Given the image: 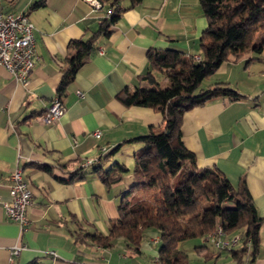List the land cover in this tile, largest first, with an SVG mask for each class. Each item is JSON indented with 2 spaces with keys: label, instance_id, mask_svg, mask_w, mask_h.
<instances>
[{
  "label": "crops",
  "instance_id": "1",
  "mask_svg": "<svg viewBox=\"0 0 264 264\" xmlns=\"http://www.w3.org/2000/svg\"><path fill=\"white\" fill-rule=\"evenodd\" d=\"M2 6L5 14L24 15L33 24L34 57L27 86L0 66V264L34 259L42 264H159L161 242L154 232L137 252L121 239L101 247L89 235L106 236L110 223L119 217L117 206L135 182L134 156L142 147L133 139L164 127L160 113L126 107L117 95L125 88H151L144 80L149 72L158 83L161 79L167 84L164 74L152 71L147 61L151 49L171 48L187 57H201L199 42L207 21L199 1L142 0L126 9L109 27L110 34L98 36L93 52L66 87L60 81L75 55L72 42L81 41L83 46L107 14L93 10L86 0H2ZM216 83H227L243 97L215 98L186 112L181 140L195 156L197 168H217L233 186L244 180L262 219L259 244L255 254L248 248L240 260L233 257V250L218 249L201 238L177 247L189 264H264V50L229 58L200 89ZM55 98L65 112L56 122L43 124L39 116ZM127 149L131 158L126 163L117 155ZM101 155L103 161L95 165L103 170L116 172L117 164L127 168L117 183L106 186L94 173L82 178L73 174L84 161ZM16 168L32 193L23 229L4 208L10 202ZM19 246L25 248L13 256Z\"/></svg>",
  "mask_w": 264,
  "mask_h": 264
},
{
  "label": "trees",
  "instance_id": "2",
  "mask_svg": "<svg viewBox=\"0 0 264 264\" xmlns=\"http://www.w3.org/2000/svg\"><path fill=\"white\" fill-rule=\"evenodd\" d=\"M98 1L102 5L100 12L107 15L83 46L81 41L72 42L75 55L62 75L61 87L73 81L79 67L93 52L98 36L110 34L109 27L121 13L142 0ZM198 1L207 21L199 42L201 60L171 48L151 49L147 52V61L152 71L164 74L167 86L162 88L149 72L144 80L151 88L136 87L132 91L125 88L117 95V100L126 107H144L160 113L164 127L133 139L132 142L142 147L134 156L135 182L117 206L119 217L110 223L106 236L89 235L101 247H111L121 239L128 249L137 252L148 233L154 232L161 242L159 264H189L187 255L177 245L195 238L207 240L218 230L217 225L225 240L235 236L226 238L225 235L240 232V248L230 249L233 257L240 260L239 256L248 248L253 255L258 248L262 224L242 178L233 186L217 168H197L195 156L182 143L181 122L186 112L212 99L224 97L234 101L243 97L227 83H216L204 90L200 87L229 58L236 60L248 52L259 54L264 50V39L256 40L257 34L264 31V0ZM98 161H103L102 155ZM96 162L89 166V171L81 165L73 174L79 173L82 178L94 173L103 184L111 186L119 181L120 172L127 171L121 164H117L116 172L103 170ZM40 168L51 172L49 167ZM129 196L130 199H125ZM26 264L42 263L34 259Z\"/></svg>",
  "mask_w": 264,
  "mask_h": 264
},
{
  "label": "built area",
  "instance_id": "3",
  "mask_svg": "<svg viewBox=\"0 0 264 264\" xmlns=\"http://www.w3.org/2000/svg\"><path fill=\"white\" fill-rule=\"evenodd\" d=\"M93 10H100L101 3L98 0H86ZM34 57V38L33 24L30 20L21 14H5L3 12L2 0H0V66L5 67L13 79L23 86H27L29 76L33 68ZM197 59V56H194ZM201 59H197L200 61ZM81 96V93L77 91ZM65 108L59 98H55L45 112L39 116L43 124H51L60 119L64 114ZM96 138L100 133L94 134ZM97 160H86L82 166H90ZM32 193L28 184L23 179L22 170L16 168L11 175L10 202L4 203L7 217L17 223L21 229L27 225L25 210L30 204ZM219 231H222L218 225V231L215 232L214 239H207L211 245H217L218 249H232L237 246L241 237L235 242L220 241ZM24 246L15 247L11 252L13 256L19 254Z\"/></svg>",
  "mask_w": 264,
  "mask_h": 264
},
{
  "label": "rangeland",
  "instance_id": "4",
  "mask_svg": "<svg viewBox=\"0 0 264 264\" xmlns=\"http://www.w3.org/2000/svg\"><path fill=\"white\" fill-rule=\"evenodd\" d=\"M263 35H264V31H262V32L260 31L257 34V39L260 40L263 37ZM159 83H160V86L162 88L167 86V84L164 83L161 79H159ZM129 150H131V149L124 150V152L121 151L122 154L117 155V158L120 159V160H123V162L125 161L127 163L129 161V159L131 158V154H129V152H127ZM104 166H106V165H104ZM107 167H108V165L106 167H104V168L106 169ZM236 235H239V234H236ZM189 241H191V240H189ZM186 242H188V241H186ZM188 243H191V242H188Z\"/></svg>",
  "mask_w": 264,
  "mask_h": 264
},
{
  "label": "bare ground",
  "instance_id": "5",
  "mask_svg": "<svg viewBox=\"0 0 264 264\" xmlns=\"http://www.w3.org/2000/svg\"><path fill=\"white\" fill-rule=\"evenodd\" d=\"M196 59V58H195ZM197 59H199V57H197ZM196 59V60H197ZM218 231V230H217ZM216 231V232H217ZM222 237V233H221V231H219V239H220V241H227V242H235L238 238H239V236L238 235H235L234 237H232L231 239H222L221 238ZM207 238V237H206ZM215 238V233L214 234H212V235H209L208 236V239H214ZM213 246H215L216 248H217V245H213Z\"/></svg>",
  "mask_w": 264,
  "mask_h": 264
}]
</instances>
